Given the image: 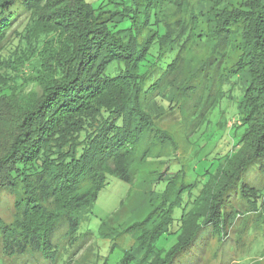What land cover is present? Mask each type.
<instances>
[{"label":"trees","instance_id":"trees-1","mask_svg":"<svg viewBox=\"0 0 264 264\" xmlns=\"http://www.w3.org/2000/svg\"><path fill=\"white\" fill-rule=\"evenodd\" d=\"M24 15L15 48L0 57V97L11 112L23 110L0 156V200L12 198L11 221L0 219L1 255H55L62 222L73 239L78 213L107 177L127 179L138 140L162 116L158 70L178 43V96L197 90L183 84L195 64L191 81L198 73L217 83L219 75L212 100L238 91L233 146L211 168L208 198L184 239L165 260L143 263L173 264L207 226L224 228L237 185L253 190L241 181L246 170L256 164L264 175V0H0V41ZM201 45L205 55L187 56ZM224 75L233 78L225 91ZM226 123L220 110L205 129L224 131ZM132 258L128 251L122 262Z\"/></svg>","mask_w":264,"mask_h":264},{"label":"rangeland","instance_id":"rangeland-1","mask_svg":"<svg viewBox=\"0 0 264 264\" xmlns=\"http://www.w3.org/2000/svg\"><path fill=\"white\" fill-rule=\"evenodd\" d=\"M89 1L96 6L99 0ZM25 16L1 38L0 57L15 48L19 31L29 21ZM202 46L196 53L191 49L187 56L205 55L208 50ZM168 47L172 49L167 50L165 66L158 70L157 103L162 116L151 118L145 135L138 140L133 161L127 166V179L107 177L97 199L78 213L73 239L65 237L67 223L62 222L54 236L55 255L4 257L0 244V264H124L128 251L135 256L128 264H144L165 260L172 246L184 239V225L197 220L208 198L211 168L233 146L230 126L237 117L239 97L234 91L230 99L216 96L212 100L214 87L220 85L219 75L217 83L198 73L191 81L188 77L199 68L196 64L187 69L190 75L183 84L197 90L187 89L184 96H178L180 77L176 86L171 82L177 66L174 60L182 47L181 43ZM218 69V74H226L223 67ZM232 81L224 75V91ZM7 99L0 97V156L12 141L16 118L23 113L22 109L11 112ZM220 110L227 119L226 129L206 130L207 121ZM241 181L253 190L237 185L227 203L232 215L226 226L223 228L222 221L207 226L205 235L202 233L173 264H264V175L253 164ZM3 196L0 219L5 223L12 219V198Z\"/></svg>","mask_w":264,"mask_h":264}]
</instances>
